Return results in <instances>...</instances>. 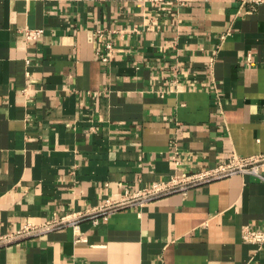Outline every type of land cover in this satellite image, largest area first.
<instances>
[{
  "label": "crops",
  "instance_id": "crops-1",
  "mask_svg": "<svg viewBox=\"0 0 264 264\" xmlns=\"http://www.w3.org/2000/svg\"><path fill=\"white\" fill-rule=\"evenodd\" d=\"M260 153L264 4L0 0V235ZM258 174L13 241L0 264H264L242 238L264 232Z\"/></svg>",
  "mask_w": 264,
  "mask_h": 264
},
{
  "label": "built area",
  "instance_id": "built-area-1",
  "mask_svg": "<svg viewBox=\"0 0 264 264\" xmlns=\"http://www.w3.org/2000/svg\"><path fill=\"white\" fill-rule=\"evenodd\" d=\"M153 5H159L163 0H142ZM239 7L248 5L251 9L264 4V0H238ZM42 33L41 29L24 27L23 35L26 40L31 41L37 39ZM96 36L100 39V43L95 50V55L100 61L106 63L109 61L113 52L112 43L107 39L103 30L95 31ZM264 167V153L251 155L248 157H239L233 155L225 164L218 165L214 168L204 169L197 173L174 175L167 181H153L147 186H143L134 190L124 189L121 196L117 199L107 198L102 203L83 211H78L64 217H52L39 223L25 222L19 228L12 232L0 235V247L7 245L13 241L42 235L48 231L65 225H75L80 220L88 218L93 224L105 221L111 214L125 207L141 206L145 202L159 197L163 194L176 190L186 189L211 179L224 177L237 171H248L258 174V169ZM243 241L254 242L257 244L264 243V232L247 230L243 233Z\"/></svg>",
  "mask_w": 264,
  "mask_h": 264
}]
</instances>
